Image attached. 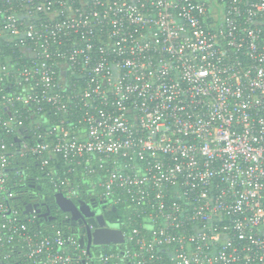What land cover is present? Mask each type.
<instances>
[{
  "label": "built area",
  "instance_id": "2783aa9c",
  "mask_svg": "<svg viewBox=\"0 0 264 264\" xmlns=\"http://www.w3.org/2000/svg\"><path fill=\"white\" fill-rule=\"evenodd\" d=\"M0 131V264H264V0H0ZM32 164L125 241L22 213Z\"/></svg>",
  "mask_w": 264,
  "mask_h": 264
},
{
  "label": "trees",
  "instance_id": "16d2710c",
  "mask_svg": "<svg viewBox=\"0 0 264 264\" xmlns=\"http://www.w3.org/2000/svg\"><path fill=\"white\" fill-rule=\"evenodd\" d=\"M1 132V131H0ZM0 137H5V135L0 134ZM24 160L19 161L20 164H23ZM20 168V167H19ZM22 170L25 173L31 172V174L39 176V180H34L31 177H26L27 179H25L22 183H18L16 186L14 185V191H15V198H13L14 200V206L16 208H18L22 213L25 212L26 209V204H28L30 200L29 196L30 193L27 192V190H30L31 188H34L36 191V194L38 196H42L45 200L47 199L50 202L54 201L55 198V194L57 193V186L55 183L51 182L50 178L47 176V170L45 169V172L40 171L39 167H37L36 164H32L31 166L25 165L22 166ZM28 168V169H27ZM39 186L41 187V189H39ZM31 191V190H30ZM84 194V191H82ZM84 199H89L85 196H81L80 199H77L75 201H81ZM27 201V202H25ZM61 215L59 216L58 219L62 220V217H64L65 212H63L62 210L60 211ZM38 215V214H37ZM39 217V215H38ZM43 217V216H42ZM46 218L41 219L40 217L38 218V221H40L41 223H45V225H49L52 224L51 221H48L49 219L47 218V215L44 216ZM127 217V215L124 213V209L120 208V207H115L113 209H110V211H108L106 213V221L108 222V225L113 226L115 225L117 222H120L122 220H124ZM39 222V223H40ZM56 223V222H55ZM57 225H59L60 227L67 229V227L63 224L58 223ZM107 249H109V246H106Z\"/></svg>",
  "mask_w": 264,
  "mask_h": 264
},
{
  "label": "flooded vegetation",
  "instance_id": "af4514ba",
  "mask_svg": "<svg viewBox=\"0 0 264 264\" xmlns=\"http://www.w3.org/2000/svg\"><path fill=\"white\" fill-rule=\"evenodd\" d=\"M39 189H41L40 186ZM30 190H27V192L30 193L29 198L31 200L28 203L33 205V209H35L38 212L40 218L41 219L46 218L44 216H46V214L48 213L47 215V218L49 219L48 221H56L61 215L60 213L61 209L56 202V198H54L53 202H50L47 199L45 200L41 195L38 196L34 188L30 187ZM74 202L80 209L81 214L74 224L70 222L71 228L74 232H76L77 234H81L83 236L84 233L88 234V232L91 231L89 225L91 218L102 214L106 220V213L110 211V209L107 208L106 202L103 200H97L91 198V199L81 200L80 202L74 200ZM63 214L64 215L67 214L68 216H70V218L72 216V214L69 212L68 213L65 212ZM106 223L108 224L107 221Z\"/></svg>",
  "mask_w": 264,
  "mask_h": 264
},
{
  "label": "water",
  "instance_id": "95a60500",
  "mask_svg": "<svg viewBox=\"0 0 264 264\" xmlns=\"http://www.w3.org/2000/svg\"><path fill=\"white\" fill-rule=\"evenodd\" d=\"M55 198L58 206L63 212L72 214L71 223L74 224L81 214L76 203L61 192H57ZM32 210L33 205L30 203L26 204L25 212L28 213ZM46 215H48V213ZM90 223L95 224L97 228L94 231H89L87 234V247L89 249L92 245L118 244L125 241L123 231L119 228L108 226L103 215L94 216L90 219ZM84 242L85 239L82 238L81 243L84 244Z\"/></svg>",
  "mask_w": 264,
  "mask_h": 264
}]
</instances>
